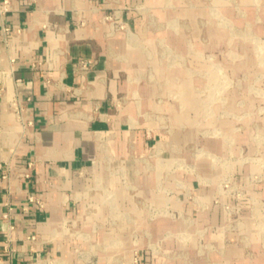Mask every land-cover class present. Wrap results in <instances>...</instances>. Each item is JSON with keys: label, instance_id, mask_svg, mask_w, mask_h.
<instances>
[{"label": "rangeland", "instance_id": "374dc122", "mask_svg": "<svg viewBox=\"0 0 264 264\" xmlns=\"http://www.w3.org/2000/svg\"><path fill=\"white\" fill-rule=\"evenodd\" d=\"M122 10L103 20L121 46L108 55L134 79L117 108L140 106L127 125L157 130L159 151L109 161L121 195L105 198L107 214L90 232L71 217L58 235L87 244L72 249L80 264H264V0ZM104 191L117 190L83 201Z\"/></svg>", "mask_w": 264, "mask_h": 264}, {"label": "crops", "instance_id": "0c3cea01", "mask_svg": "<svg viewBox=\"0 0 264 264\" xmlns=\"http://www.w3.org/2000/svg\"><path fill=\"white\" fill-rule=\"evenodd\" d=\"M146 1L13 0L5 20L13 62L2 64L8 76L0 74L1 264L41 257L80 264L72 249L87 244L64 243L57 230L71 217L83 232L103 221L105 198L122 193L120 180L106 173L109 161L122 166L133 155L159 151L157 130L127 125L140 106L117 108L122 94L135 93L134 79L125 80L124 65L108 55V45H118V53L121 46L106 38L103 25L115 10ZM121 15L131 25L140 22L130 10ZM81 60L89 63L85 71ZM6 89L24 105V127L7 112ZM102 186L117 191L83 201ZM29 235L36 241L28 243Z\"/></svg>", "mask_w": 264, "mask_h": 264}, {"label": "built area", "instance_id": "2783aa9c", "mask_svg": "<svg viewBox=\"0 0 264 264\" xmlns=\"http://www.w3.org/2000/svg\"><path fill=\"white\" fill-rule=\"evenodd\" d=\"M13 0H0V42L3 43V47H0V74L3 76H8L9 71L6 69V67H3L4 62H8L7 64H10L13 62L12 57L10 56V49H11V42L6 38L7 34L10 31V28L5 25V20L8 16V14L13 12ZM105 19H109V17H106ZM104 19V20H105ZM5 54V55H4ZM2 55L6 56L5 60L2 57ZM3 58V59H2ZM3 64V65H2ZM89 68V63L81 60L79 62V70L85 71ZM4 100L7 107V112L13 116L15 122H17L21 127L25 126V108L23 103L19 100V98L12 93H9V91L6 89L4 92ZM97 136V135H96ZM98 139V137H97ZM100 141L102 142V138H100ZM9 231L13 230V226H9ZM7 242L10 241V237H7ZM36 241L35 236L29 235L27 237L28 243H33ZM4 250L6 252H11L12 250L4 247ZM1 254V250H0ZM1 264V262H0ZM29 264H61L60 260L57 259H49V258H37L30 262Z\"/></svg>", "mask_w": 264, "mask_h": 264}]
</instances>
